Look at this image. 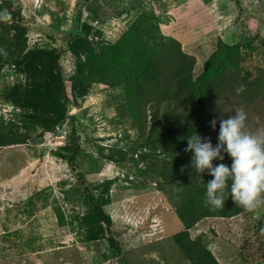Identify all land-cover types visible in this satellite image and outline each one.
Here are the masks:
<instances>
[{
  "label": "rangeland",
  "instance_id": "1",
  "mask_svg": "<svg viewBox=\"0 0 264 264\" xmlns=\"http://www.w3.org/2000/svg\"><path fill=\"white\" fill-rule=\"evenodd\" d=\"M7 6L19 16L10 24L25 30L20 46L1 50L10 60H0V144L24 143L0 146V264H189L171 239L181 226L178 187L159 174L168 155L141 144L145 135L121 89L88 79L85 60L90 49L111 47L132 30L144 42L145 32L153 43L178 41L195 60L193 79L219 41L238 45L241 76L253 78L264 70V0H3ZM53 49L67 109L48 132L47 119L58 113L45 64ZM236 108L249 129L264 127L262 96L228 93L213 101L205 130L213 145L220 119ZM92 201L112 222V247ZM261 227L264 208L202 220L190 236H202L219 264H239L241 250L255 260L264 252Z\"/></svg>",
  "mask_w": 264,
  "mask_h": 264
},
{
  "label": "trees",
  "instance_id": "2",
  "mask_svg": "<svg viewBox=\"0 0 264 264\" xmlns=\"http://www.w3.org/2000/svg\"><path fill=\"white\" fill-rule=\"evenodd\" d=\"M4 9L10 13V19L0 21V55L3 49L10 54L16 43L20 46L23 37L21 32L25 30L10 24L19 16L13 10L10 11V7L4 8L2 0L0 11ZM9 31L13 32L10 37ZM143 35L146 37L145 42L143 37L129 30L111 47L101 48L99 52L90 49L85 60L87 78L108 88H120L128 116L134 121L140 135H145L141 144H151L149 147L153 150L161 149L168 155L169 161L159 174L164 184L178 187L175 214L181 229L171 237L176 249L189 264H219L207 249L202 236L191 238L190 230L202 220L230 219L247 211L237 207L227 194L223 209L211 210L205 206L206 185L213 177L207 170L200 175L195 172L191 166L193 153L185 152V148L191 136L206 137L205 130L212 118L214 100L231 92L236 94L240 85L244 86L241 94L247 100H252L256 94L264 98V70L257 69L253 78L251 75L242 77L238 67V45L230 46L219 41L204 63L202 73L193 79L195 60L181 51L178 41L170 39L153 43L149 32ZM74 40L80 39L76 36ZM22 51V47H19V57ZM59 57L60 51L54 49L45 57L47 79L58 110L55 119H47L50 123L48 132L64 120L67 109ZM0 60L6 63L10 59L0 57ZM1 142L0 146L24 143L19 139ZM73 146L74 153L68 162H74L77 146ZM222 154L224 160H214L213 166L224 163L230 167L231 159L226 153ZM91 212L104 225L107 241L111 247L114 246L109 216L98 205L92 207ZM255 258L253 255L247 256L242 250L239 252V264H264V252Z\"/></svg>",
  "mask_w": 264,
  "mask_h": 264
},
{
  "label": "clouds",
  "instance_id": "3",
  "mask_svg": "<svg viewBox=\"0 0 264 264\" xmlns=\"http://www.w3.org/2000/svg\"><path fill=\"white\" fill-rule=\"evenodd\" d=\"M10 19L7 9L0 11V21ZM244 90L240 85L237 94ZM247 114L236 108L235 115L219 121L218 143L214 147L210 137L193 135L188 138L185 152L193 153L191 166L200 175L207 172L213 177L206 185L205 206L211 210L223 209L225 196L247 212L264 208V127L251 130L247 127ZM213 119L210 126L216 128ZM226 153L232 163L213 166L214 160H224ZM184 169H181L183 172ZM230 182V183H229ZM264 236V227L259 229Z\"/></svg>",
  "mask_w": 264,
  "mask_h": 264
},
{
  "label": "bare ground",
  "instance_id": "4",
  "mask_svg": "<svg viewBox=\"0 0 264 264\" xmlns=\"http://www.w3.org/2000/svg\"><path fill=\"white\" fill-rule=\"evenodd\" d=\"M199 66V65H198Z\"/></svg>",
  "mask_w": 264,
  "mask_h": 264
}]
</instances>
